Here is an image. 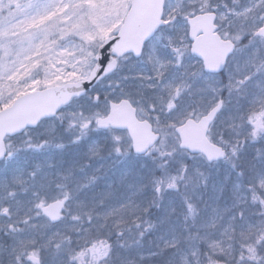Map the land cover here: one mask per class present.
<instances>
[{
    "label": "snow or ice",
    "instance_id": "snow-or-ice-1",
    "mask_svg": "<svg viewBox=\"0 0 264 264\" xmlns=\"http://www.w3.org/2000/svg\"><path fill=\"white\" fill-rule=\"evenodd\" d=\"M0 264H264V0H0Z\"/></svg>",
    "mask_w": 264,
    "mask_h": 264
}]
</instances>
